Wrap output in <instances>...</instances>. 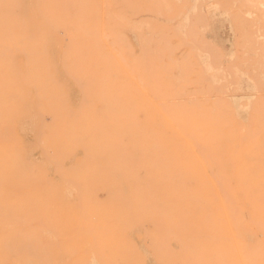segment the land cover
Masks as SVG:
<instances>
[{
    "label": "rangeland",
    "instance_id": "rangeland-1",
    "mask_svg": "<svg viewBox=\"0 0 264 264\" xmlns=\"http://www.w3.org/2000/svg\"><path fill=\"white\" fill-rule=\"evenodd\" d=\"M0 264H264V0H0Z\"/></svg>",
    "mask_w": 264,
    "mask_h": 264
},
{
    "label": "bare ground",
    "instance_id": "bare-ground-1",
    "mask_svg": "<svg viewBox=\"0 0 264 264\" xmlns=\"http://www.w3.org/2000/svg\"><path fill=\"white\" fill-rule=\"evenodd\" d=\"M122 1V0H121ZM122 19V18H121ZM114 25V24H113ZM27 45V44H26ZM21 52V51H20ZM23 54V53H22ZM58 62V61H57ZM123 65V64H122ZM156 82H157V80H156ZM51 88V87H50ZM46 89V88H45ZM50 93H52V92H50ZM72 97V96H71ZM27 103H28V101H27ZM47 105V104H46ZM126 114V113H125ZM127 116V115H126ZM130 116H132V115H130ZM129 118V117H128ZM127 119V118H126ZM135 119V118H134ZM137 121H139V120H137ZM15 124H16V122H15ZM14 126V125H13ZM41 126V125H40ZM47 128V127H46ZM124 133V132H123ZM5 140V139H4ZM239 142V141H238ZM168 147V146H167ZM48 148V147H47ZM103 148V147H102ZM99 165V164H98ZM44 168V167H43ZM45 169V168H44ZM211 175V174H210ZM93 201V200H92ZM32 203V202H31Z\"/></svg>",
    "mask_w": 264,
    "mask_h": 264
}]
</instances>
